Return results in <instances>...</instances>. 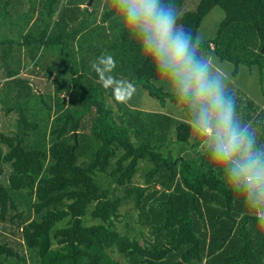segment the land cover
Returning a JSON list of instances; mask_svg holds the SVG:
<instances>
[{
  "label": "trees",
  "instance_id": "16d2710c",
  "mask_svg": "<svg viewBox=\"0 0 264 264\" xmlns=\"http://www.w3.org/2000/svg\"><path fill=\"white\" fill-rule=\"evenodd\" d=\"M20 1L0 0V5L6 12L8 7L19 10ZM39 1L37 27L31 33L32 5L18 46L26 45L31 55L51 45L60 46L61 55H74L66 41L76 40L74 30L66 31L60 0ZM194 1L175 0L177 22L195 37L213 7L224 12L216 33L199 42L201 54L231 62L234 73L240 65L264 71V0ZM115 24L113 38L104 43L106 61L95 63L89 75L78 73L70 58L50 71L74 87L72 109L59 112L57 107L42 132L27 108L18 107L15 131L0 132V175L2 164L10 167L7 184L0 181V222L11 223L22 241L13 245L0 237V258L26 263L19 252L22 244L35 264H264V203L249 201L223 166L210 159L183 105L154 84L162 76L120 22ZM93 33L100 35V28L91 38ZM106 77H111L107 85ZM123 81L140 85L161 104H177L184 117L129 109L118 98ZM229 92L238 115L264 143V109L241 90ZM174 146L197 155L175 156ZM142 161L149 164L145 183L132 184ZM99 174L111 178L123 194L104 187ZM12 192L33 197L30 219L18 211ZM129 201L137 210L133 221L121 217Z\"/></svg>",
  "mask_w": 264,
  "mask_h": 264
},
{
  "label": "rangeland",
  "instance_id": "374dc122",
  "mask_svg": "<svg viewBox=\"0 0 264 264\" xmlns=\"http://www.w3.org/2000/svg\"><path fill=\"white\" fill-rule=\"evenodd\" d=\"M187 1L193 4L194 0ZM197 1L194 2L197 3ZM80 2L82 5H79ZM105 3L106 0H60V8L66 11L63 20L69 23V30L66 31L74 30L73 34L76 40L66 38L69 49L73 48L74 55H61L60 46L56 48L54 45L44 48L43 51L40 50L38 55H31L26 45L22 44L21 49L18 46V41L23 35L24 29L27 28L26 24L29 17L27 11L32 5H34V16L30 22V25L32 24L30 27L31 33L37 27L35 23L33 24V20L40 8V1L38 3V0H23L19 2V5L22 4L19 10H12L8 7L7 12L0 5V41L5 39L13 41L0 43V132L9 134L15 131L19 114L18 107L25 106L27 108L26 113L29 119L36 121L42 132L45 125L57 113V107L59 112L72 109L73 105L70 101L74 87L70 84L65 85L66 82H63V78L56 79V74H50V71L61 64L63 66L64 60L70 58L72 61L75 60L78 73L89 75L90 69L95 63L101 59L103 62L106 61L105 56H103L106 49L104 43L105 40L108 42L113 38L117 27L115 23L119 22V16L112 12L108 15L110 18L106 17L108 20L102 21L104 15L110 11L104 9ZM100 9L104 10L103 16L100 14ZM223 16L224 12L218 6L213 7L204 16L197 30L196 38L198 42L207 40L216 33ZM100 23L103 24V28L99 26ZM98 28H100L101 34L97 36L93 33L91 38L93 30ZM202 54L211 60L213 70L224 78L227 90L241 88L257 103L260 104L264 101V71L260 72L257 67L240 65L237 73H234V66L231 62L220 60L213 53L203 52ZM104 66L102 67L105 69ZM65 77L68 78V74ZM154 84L167 92L173 93L164 77L154 80ZM111 86L115 87L112 83ZM117 91L121 103L129 109L144 113V115L157 112L172 115L178 119L184 117L177 104L170 101L161 104L155 98L150 97L140 85H133L131 81H123L120 87L117 86ZM17 92H22V96L16 97ZM61 101H64L63 107L60 105ZM57 102H59V105ZM48 106H51V109ZM31 134L34 139L38 132ZM174 147L175 156L191 155L196 157L197 155L191 149L187 151V149H181L179 146ZM3 148L5 149L4 146ZM1 166L3 172L0 175V181L7 184L10 167L8 164H2ZM148 167L147 162L142 161L140 163L139 169L132 179V184L144 185ZM96 177L104 187H109L120 195L123 194L122 188L117 187L111 178H107L104 174L96 175ZM12 194L16 200L18 211H21L25 218L30 219L32 217L33 197L28 196L25 192H12ZM120 212L121 217L127 216L128 221L136 219L137 210H135L131 201L125 202ZM119 224L123 225V221H120ZM10 225L9 222H0V237L8 239L13 245L21 243V239L18 238L19 233ZM145 231L147 232V230ZM135 232L136 230H134ZM142 240L143 238H140L141 242ZM20 245L19 252L25 256L26 263L17 258L5 259L1 257L0 264H35L30 251L22 244Z\"/></svg>",
  "mask_w": 264,
  "mask_h": 264
},
{
  "label": "clouds",
  "instance_id": "9594fccd",
  "mask_svg": "<svg viewBox=\"0 0 264 264\" xmlns=\"http://www.w3.org/2000/svg\"><path fill=\"white\" fill-rule=\"evenodd\" d=\"M104 9L119 16L153 70L167 80L210 159L249 201L264 203V143L238 115L235 97L201 54L192 30L177 22L175 0H106ZM104 79L107 84L111 77Z\"/></svg>",
  "mask_w": 264,
  "mask_h": 264
},
{
  "label": "crops",
  "instance_id": "0c3cea01",
  "mask_svg": "<svg viewBox=\"0 0 264 264\" xmlns=\"http://www.w3.org/2000/svg\"><path fill=\"white\" fill-rule=\"evenodd\" d=\"M79 5H82V3L80 2V4ZM34 16V15H33ZM33 16H32V18H33ZM58 16V14H55L54 16H53V20H56V17ZM35 17H36V15H35ZM35 17H34V19H35ZM32 18L29 20V24L28 25H30V22L32 21ZM68 23V22H67ZM68 25H69V23H68ZM67 27V26H66ZM69 27V26H68ZM26 30V29H25ZM25 30L23 31V34L25 33ZM22 37V36H21ZM21 37H20V40H21ZM56 48H57V46H56ZM21 49V48H20ZM41 50V49H40ZM43 51V50H42ZM227 62H229V61H227ZM229 66V65H228ZM234 66V65H233ZM238 69H239V67H238ZM236 87H239V86H236ZM236 89H238V90H241V91H243V92H245L243 89H241V88H235V89H230V90H236ZM229 91V90H228ZM246 93V92H245ZM247 94V93H246ZM248 95V94H247ZM249 96V95H248ZM251 97V96H250ZM252 98V97H251ZM253 99V98H252ZM254 100V99H253ZM255 101V100H254ZM256 102V101H255ZM257 103V102H256ZM259 104V103H258ZM259 106L261 107V108H263L264 109V101H262L260 104H259Z\"/></svg>",
  "mask_w": 264,
  "mask_h": 264
},
{
  "label": "water",
  "instance_id": "95a60500",
  "mask_svg": "<svg viewBox=\"0 0 264 264\" xmlns=\"http://www.w3.org/2000/svg\"><path fill=\"white\" fill-rule=\"evenodd\" d=\"M90 2H91V1H90ZM90 2H89V3H90Z\"/></svg>",
  "mask_w": 264,
  "mask_h": 264
}]
</instances>
